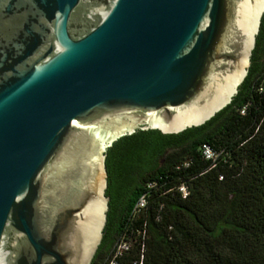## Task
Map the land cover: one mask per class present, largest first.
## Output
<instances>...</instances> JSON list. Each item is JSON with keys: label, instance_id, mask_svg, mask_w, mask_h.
<instances>
[{"label": "water", "instance_id": "95a60500", "mask_svg": "<svg viewBox=\"0 0 264 264\" xmlns=\"http://www.w3.org/2000/svg\"><path fill=\"white\" fill-rule=\"evenodd\" d=\"M263 15L264 0H0V264H92L108 149L231 104Z\"/></svg>", "mask_w": 264, "mask_h": 264}, {"label": "trees", "instance_id": "16d2710c", "mask_svg": "<svg viewBox=\"0 0 264 264\" xmlns=\"http://www.w3.org/2000/svg\"><path fill=\"white\" fill-rule=\"evenodd\" d=\"M261 86L264 15L248 75L231 104L200 127L174 135L138 130L108 149V222L92 264L106 256L128 224L144 219L153 264H264ZM204 144L223 151L215 166L203 158ZM144 194L147 204L138 211L143 213L132 220Z\"/></svg>", "mask_w": 264, "mask_h": 264}, {"label": "built area", "instance_id": "2783aa9c", "mask_svg": "<svg viewBox=\"0 0 264 264\" xmlns=\"http://www.w3.org/2000/svg\"><path fill=\"white\" fill-rule=\"evenodd\" d=\"M260 92H264V88L259 87ZM245 107L241 109V113L244 114ZM201 154L205 160L211 162L212 166H215L218 158L223 151H218L212 148L208 144H204L200 148ZM150 183L149 186H152ZM179 192L186 197L188 195L187 186L181 184L178 187ZM147 204V196L144 194L138 200L134 212H132V220L143 212H138L145 208ZM147 220L144 219L140 224H128L124 231L120 234L117 240L114 242L106 256L95 264H153L147 259Z\"/></svg>", "mask_w": 264, "mask_h": 264}, {"label": "flooded vegetation", "instance_id": "af4514ba", "mask_svg": "<svg viewBox=\"0 0 264 264\" xmlns=\"http://www.w3.org/2000/svg\"><path fill=\"white\" fill-rule=\"evenodd\" d=\"M113 213H114V214H118L119 212H113ZM114 214H112V216H111L112 219L114 218V217H113ZM107 222H108V216H107ZM102 253H103V252H102Z\"/></svg>", "mask_w": 264, "mask_h": 264}]
</instances>
